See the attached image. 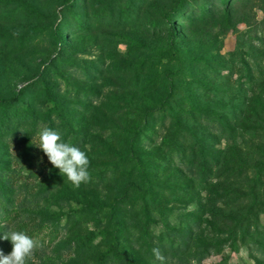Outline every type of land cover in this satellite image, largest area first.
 <instances>
[{
    "label": "rangeland",
    "instance_id": "1",
    "mask_svg": "<svg viewBox=\"0 0 264 264\" xmlns=\"http://www.w3.org/2000/svg\"><path fill=\"white\" fill-rule=\"evenodd\" d=\"M6 1L0 98L18 100L0 105V237L42 244L26 264H160L157 247L166 264H264V0ZM169 28L177 51L157 61ZM45 126L87 153L89 183L36 146ZM186 222L188 250L168 247Z\"/></svg>",
    "mask_w": 264,
    "mask_h": 264
},
{
    "label": "clouds",
    "instance_id": "2",
    "mask_svg": "<svg viewBox=\"0 0 264 264\" xmlns=\"http://www.w3.org/2000/svg\"><path fill=\"white\" fill-rule=\"evenodd\" d=\"M13 35H19V33H13ZM37 135L39 143L36 146L42 150L50 164L67 179L73 189H79L82 184L90 182V160L84 150L63 141L58 131L47 126L42 127ZM84 148L90 149V145L86 144ZM2 238L11 242L12 250L7 255L0 251V264H26L34 251L42 247L39 241L29 237L23 231H10ZM152 255L160 264H166V258L158 247L152 249Z\"/></svg>",
    "mask_w": 264,
    "mask_h": 264
},
{
    "label": "trees",
    "instance_id": "3",
    "mask_svg": "<svg viewBox=\"0 0 264 264\" xmlns=\"http://www.w3.org/2000/svg\"><path fill=\"white\" fill-rule=\"evenodd\" d=\"M0 2H4L3 4H6L8 1L6 0H0ZM219 4H224L223 0H218ZM57 40L59 42H63V38L58 37ZM177 51L176 48V43L174 40V31L172 28H169L167 31V41H166V47L164 48V50H162L161 52H159V54H157L156 56V60L159 61L161 58H168L171 59L172 56H175V53ZM185 70V67L181 64L180 65V69L178 70V72H181ZM44 98L46 101L50 100L49 97V92L45 91L44 92ZM17 99V97H9V98H0V105L1 106H5V105H10L12 103H14ZM167 111L170 113V116H175V111H173L171 108H167ZM200 121H204V125L207 127V129L210 131L211 129L216 133L219 134L222 137V133H225V125L221 124L219 121L217 120H210L207 117L201 116L200 117ZM219 122V123H218ZM224 137V136H223ZM230 138V144H236V137L235 136H231ZM238 142V141H237ZM224 150H226L224 148ZM219 150L216 151V157L214 159L219 158V156L223 153L224 151ZM210 160H212V158H210ZM215 163V161H214ZM202 165H200L201 168ZM137 171L138 174L141 178H144V174L142 172V168L137 165ZM259 171V170H258ZM204 174L201 175V179L200 182H203L204 180L206 181V176H208V174L210 173V171H202ZM208 172V173H207ZM262 174H264V168L262 169ZM254 183L256 180H258V173L254 174ZM180 226V225H179ZM249 228V227H248ZM189 229H191L189 231ZM199 229V226L197 223H193V222H186L183 227L179 228V230L177 229V231L174 233L172 232V234H170V241H169V246L172 249H176V250H182V251H186L189 248V244L192 240L191 236H192V232L197 231ZM260 235L256 240V243H261L264 245V226L260 227ZM21 231V230H20ZM250 231V230H249ZM248 231V232H249ZM11 243L9 240H4L2 237H0V251H2L4 254H6L8 252V247L7 245ZM256 247V244L254 241H252L251 243H249V245L247 246V248L249 250H254ZM112 250V255L117 256L116 250H115V240L113 239L111 241V243L109 244V249L107 251H105L97 260L98 263L107 260V259H111L112 256L109 255V252ZM256 253L254 254V256L252 257L254 261H256L257 263H264V249H256Z\"/></svg>",
    "mask_w": 264,
    "mask_h": 264
}]
</instances>
